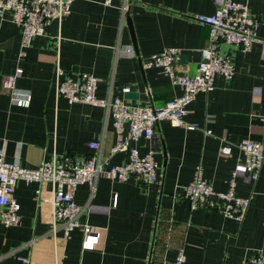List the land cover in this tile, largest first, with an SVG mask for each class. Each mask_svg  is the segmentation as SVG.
I'll return each mask as SVG.
<instances>
[{
    "label": "crops",
    "instance_id": "1",
    "mask_svg": "<svg viewBox=\"0 0 264 264\" xmlns=\"http://www.w3.org/2000/svg\"><path fill=\"white\" fill-rule=\"evenodd\" d=\"M236 1L246 3L261 21V41L247 51L223 46L234 75H216L213 89L189 104L185 120L197 128L163 120L150 139L132 143L142 154L154 150L156 179L145 185L136 176L119 180L102 174L92 194L89 184L78 186L74 201L86 207L80 222L102 233L92 249L82 248L81 227L68 238L61 228L52 233L51 184L17 181L20 220L7 227L0 220V264H158L172 260L179 249L184 264H244L264 253V165L258 178L250 179L239 147L246 139L264 146V0ZM120 2L107 6L104 0H75L70 14L51 21L22 57L21 26L9 13L0 16V150L6 160L36 167L51 152L88 155L93 152L90 141L101 144L105 168L127 159L125 151L111 153L115 133L102 107L57 97V65L63 76L93 73L100 79L97 96L132 105L160 106L180 94L161 68L143 64L164 48L176 47L184 55L175 65L179 74L196 72L208 27L193 16L213 13L222 0H128L124 13ZM17 67L22 74L15 86L30 94L27 106L15 104L2 85ZM122 87L137 96H127L130 91ZM223 144L231 147L230 154L220 153ZM199 168L221 191L235 173L236 194L250 198L241 221L217 209L191 207L185 185Z\"/></svg>",
    "mask_w": 264,
    "mask_h": 264
},
{
    "label": "built area",
    "instance_id": "2",
    "mask_svg": "<svg viewBox=\"0 0 264 264\" xmlns=\"http://www.w3.org/2000/svg\"><path fill=\"white\" fill-rule=\"evenodd\" d=\"M74 1L0 0V16L9 13L11 20L21 26V57L25 55L24 49L30 45L34 37L46 33L51 21H60L70 14ZM127 1L121 0L119 3L123 13ZM113 2L114 0H104L107 6ZM193 19L199 25L208 27V44L199 50L200 59L195 73L179 74L176 71L175 65L181 55L176 47H166L148 57L143 63L145 67L161 68L169 76L171 83L181 90L179 95L167 100L163 105H132L111 95L99 97L96 94L99 77L88 72H82L75 78L63 76V70L56 66L57 97L65 98L70 104L85 103L102 107L105 115L111 117L115 133L111 153L125 151L127 159L123 163L105 168L107 158H103L102 146L96 141L88 143L93 150L88 155H58L51 152L36 167H25L15 161H8L3 150H0V220L4 226L16 225L20 220V205L14 197L17 181L49 183L53 195L52 233L55 234L57 229L61 228L64 238H68L72 230L81 227L82 248H94L102 233L89 224L80 222V216L86 207L77 205L74 201V193L78 186L89 184L92 194L97 179L102 174L119 180L136 176L145 185L151 184L156 179L159 169V163L154 158V150L149 149L142 154L136 146H132V143L141 138L150 139L156 124L163 120L190 130L197 128V123L185 120L189 104L198 94H208L213 89L216 75H221L225 79H230L234 75L231 56L223 46L231 45L247 51L253 43L261 41L257 34L261 21L250 12L248 5L241 1L222 0L213 13H199L194 15ZM21 74L22 68L17 67L13 73L3 77L2 85L9 91L15 104L27 106L30 103V94L19 91L15 86L16 79ZM122 91L127 93L130 88L122 87ZM206 132H209V129H206ZM239 147L244 154L243 168L248 177L255 181L264 165V146L260 141L246 139L239 143ZM230 152L231 147L228 144L221 145V154L228 155ZM235 187V173H232L229 179L228 189L221 191L215 189L213 184L204 178L199 168L185 185V191L192 208L217 209L225 217L241 221L250 198L237 195ZM185 261V253L179 249L172 260L158 264H184ZM244 264H264V253L248 257Z\"/></svg>",
    "mask_w": 264,
    "mask_h": 264
},
{
    "label": "water",
    "instance_id": "3",
    "mask_svg": "<svg viewBox=\"0 0 264 264\" xmlns=\"http://www.w3.org/2000/svg\"><path fill=\"white\" fill-rule=\"evenodd\" d=\"M181 59H184V55H180V60ZM127 96H137V95H136V92H131L130 91L129 93H127Z\"/></svg>",
    "mask_w": 264,
    "mask_h": 264
}]
</instances>
